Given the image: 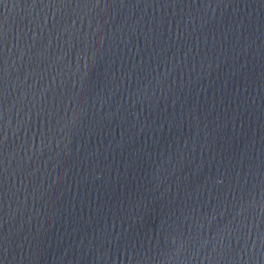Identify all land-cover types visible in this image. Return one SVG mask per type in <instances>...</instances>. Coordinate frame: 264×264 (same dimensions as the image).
I'll return each mask as SVG.
<instances>
[{
	"label": "water",
	"instance_id": "water-1",
	"mask_svg": "<svg viewBox=\"0 0 264 264\" xmlns=\"http://www.w3.org/2000/svg\"><path fill=\"white\" fill-rule=\"evenodd\" d=\"M0 264H264V0H0Z\"/></svg>",
	"mask_w": 264,
	"mask_h": 264
}]
</instances>
